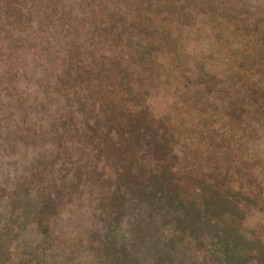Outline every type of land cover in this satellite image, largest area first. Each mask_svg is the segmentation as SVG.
Segmentation results:
<instances>
[{
  "label": "rangeland",
  "instance_id": "obj_1",
  "mask_svg": "<svg viewBox=\"0 0 264 264\" xmlns=\"http://www.w3.org/2000/svg\"><path fill=\"white\" fill-rule=\"evenodd\" d=\"M0 264H264V0H0Z\"/></svg>",
  "mask_w": 264,
  "mask_h": 264
}]
</instances>
